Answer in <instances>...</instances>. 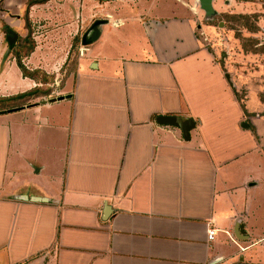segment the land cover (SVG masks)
Instances as JSON below:
<instances>
[{
  "label": "crops",
  "instance_id": "0c3cea01",
  "mask_svg": "<svg viewBox=\"0 0 264 264\" xmlns=\"http://www.w3.org/2000/svg\"><path fill=\"white\" fill-rule=\"evenodd\" d=\"M40 1L0 0V98L43 92L0 115V264H264L259 120L197 1Z\"/></svg>",
  "mask_w": 264,
  "mask_h": 264
},
{
  "label": "rangeland",
  "instance_id": "374dc122",
  "mask_svg": "<svg viewBox=\"0 0 264 264\" xmlns=\"http://www.w3.org/2000/svg\"><path fill=\"white\" fill-rule=\"evenodd\" d=\"M216 11L219 14L209 20L212 33L202 36L203 43L227 65L235 96L251 110L246 116L259 120L264 152V0H220ZM3 42L7 44L6 37Z\"/></svg>",
  "mask_w": 264,
  "mask_h": 264
},
{
  "label": "trees",
  "instance_id": "16d2710c",
  "mask_svg": "<svg viewBox=\"0 0 264 264\" xmlns=\"http://www.w3.org/2000/svg\"><path fill=\"white\" fill-rule=\"evenodd\" d=\"M46 0H41L40 2H45ZM239 2H245L248 0H237ZM34 2H36V0H28V4H27V9L34 4ZM228 17V16H227ZM229 18V17H228ZM239 18H243V17H239ZM246 18V17H244ZM255 30V29H253ZM17 45L12 44L11 47L14 48L12 50V53L14 54V57L16 59V63L19 67V69L22 72V75L24 77H28L31 78L33 80H42L43 84H48L51 83L52 78L46 76L44 73H41L40 71H29L27 70L24 65L21 62V58L23 56H27L34 48V42L32 40V34L31 31L28 30L27 35L24 38H20V40H18ZM255 42L252 40V45ZM259 49H255V51H258ZM41 94H43V92L41 90H39L38 88H34L26 93L23 94H19L16 96H12V97H8V98H0V111H4L7 109H12V108H19L25 104H27L30 100L38 98L39 96H41ZM243 107V106H242Z\"/></svg>",
  "mask_w": 264,
  "mask_h": 264
},
{
  "label": "water",
  "instance_id": "95a60500",
  "mask_svg": "<svg viewBox=\"0 0 264 264\" xmlns=\"http://www.w3.org/2000/svg\"><path fill=\"white\" fill-rule=\"evenodd\" d=\"M196 1L198 3L199 9L204 12L206 18H212L217 14L212 4L214 0H196ZM99 24L100 22L94 23V25L91 27L90 30L96 28ZM86 36L83 39V45L87 44ZM11 38L12 40H14L16 36L13 34L7 36V40L10 44L12 43ZM51 101H54V99H51L50 102ZM3 113H5V111H0V115H2ZM157 123L160 125L173 126V127L180 129L183 135V138L185 140L189 139V132L194 127V122L191 118H184V117H178V116L160 117L157 119ZM244 126L245 128L248 127V125L246 124ZM241 235H244L243 231L238 230L236 237L238 239H243L244 237H241Z\"/></svg>",
  "mask_w": 264,
  "mask_h": 264
},
{
  "label": "built area",
  "instance_id": "2783aa9c",
  "mask_svg": "<svg viewBox=\"0 0 264 264\" xmlns=\"http://www.w3.org/2000/svg\"><path fill=\"white\" fill-rule=\"evenodd\" d=\"M84 50H85L84 48H81L80 51H79V54H82ZM212 236H213V231H210L209 232V237L211 238Z\"/></svg>",
  "mask_w": 264,
  "mask_h": 264
}]
</instances>
